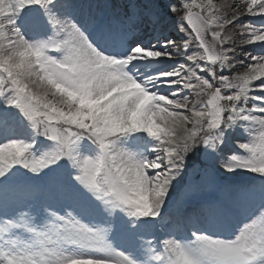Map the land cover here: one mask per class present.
Here are the masks:
<instances>
[{"label": "snow or ice", "instance_id": "1", "mask_svg": "<svg viewBox=\"0 0 264 264\" xmlns=\"http://www.w3.org/2000/svg\"><path fill=\"white\" fill-rule=\"evenodd\" d=\"M155 7L0 0V264H264V0Z\"/></svg>", "mask_w": 264, "mask_h": 264}, {"label": "rangeland", "instance_id": "2", "mask_svg": "<svg viewBox=\"0 0 264 264\" xmlns=\"http://www.w3.org/2000/svg\"><path fill=\"white\" fill-rule=\"evenodd\" d=\"M198 2H199V0H198ZM215 2H216L217 4H224V5H225V7H224V9H223V11H224L225 13H229L230 11H232L233 8H234V5L237 4V3L235 2V0H215ZM108 3H110V4H116L117 7H120V6H118V3L115 2L114 0H108ZM124 3H125V0H124ZM155 5H156V7H157L156 1H155ZM156 7H155L154 10H155L156 12H158L159 14H161L159 7H157V10H156ZM162 16H164V14H163ZM165 18H166V17H165ZM169 18H170V19H169ZM246 18H247V17H246ZM167 19H169L168 21H169V22L171 23V25H172V22L174 21L175 17H167ZM167 19H166V20H167ZM248 19H249V18H248ZM168 30H169L170 32H172L173 27L169 28ZM177 40H178V42H180V41H179V37H177ZM237 51H238L239 56L242 58V57L244 56V52H243V51H240L239 49H237ZM235 71H236V72H243V71H244V68H242V67H237V68L235 69ZM170 211H172V210H170Z\"/></svg>", "mask_w": 264, "mask_h": 264}, {"label": "bare ground", "instance_id": "3", "mask_svg": "<svg viewBox=\"0 0 264 264\" xmlns=\"http://www.w3.org/2000/svg\"><path fill=\"white\" fill-rule=\"evenodd\" d=\"M236 2L239 3L240 0H236ZM230 12H231V11H230ZM164 24H165V23H162V27L164 26ZM164 29H166V28H164Z\"/></svg>", "mask_w": 264, "mask_h": 264}]
</instances>
